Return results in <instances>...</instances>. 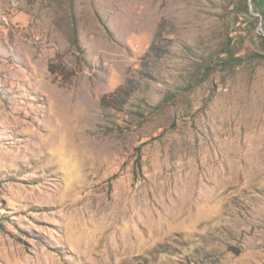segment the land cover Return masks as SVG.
Returning a JSON list of instances; mask_svg holds the SVG:
<instances>
[{"label":"rangeland","instance_id":"obj_1","mask_svg":"<svg viewBox=\"0 0 264 264\" xmlns=\"http://www.w3.org/2000/svg\"><path fill=\"white\" fill-rule=\"evenodd\" d=\"M249 4L0 0V264H264Z\"/></svg>","mask_w":264,"mask_h":264},{"label":"trees","instance_id":"obj_2","mask_svg":"<svg viewBox=\"0 0 264 264\" xmlns=\"http://www.w3.org/2000/svg\"><path fill=\"white\" fill-rule=\"evenodd\" d=\"M251 1H252L253 11L259 13L262 16V23L261 24H262V28L264 29V0H251ZM240 11L243 12V13L248 14L247 6H245V7L244 6H241ZM248 16H250L252 20H257V18L254 17L253 15L248 14ZM259 36L264 40V35L263 34H260ZM151 48H153V45L150 47V49ZM226 52H227L228 59L227 60H224V63L231 64L233 62L234 64H237L238 63L237 62L238 59L237 58H234L233 52L231 50H227ZM159 56H160V53L157 54V57H159ZM48 69H49V71L51 73L54 72L51 65H49V68ZM109 98L108 99L107 98L106 99L104 98L103 101L110 103L109 105L111 107H116V101H117V99L114 98V99H116V101L113 102V101H110ZM111 103H112V105H111ZM137 159H136V161H137Z\"/></svg>","mask_w":264,"mask_h":264},{"label":"water","instance_id":"obj_3","mask_svg":"<svg viewBox=\"0 0 264 264\" xmlns=\"http://www.w3.org/2000/svg\"><path fill=\"white\" fill-rule=\"evenodd\" d=\"M249 13H250L251 15H256V16L259 15L257 12H254V11L252 10V5H251V4H249Z\"/></svg>","mask_w":264,"mask_h":264}]
</instances>
